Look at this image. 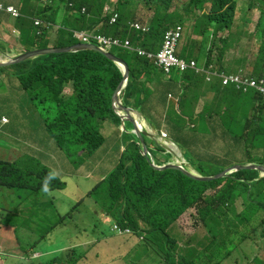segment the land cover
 I'll use <instances>...</instances> for the list:
<instances>
[{
	"label": "trees",
	"instance_id": "1",
	"mask_svg": "<svg viewBox=\"0 0 264 264\" xmlns=\"http://www.w3.org/2000/svg\"><path fill=\"white\" fill-rule=\"evenodd\" d=\"M38 1L25 0L23 14L27 15L30 8L28 3L32 6ZM107 1L87 0L93 22H96L97 12L101 11ZM122 1L119 0V4ZM148 1L157 7L159 18V21L151 23V31L144 35L131 32L127 18L122 14L118 23L113 26L115 37H128L134 46L156 52L161 46L164 31L171 24L195 21L193 32L202 36V49L210 55L214 48L223 51L222 55L225 54L229 40L225 39L223 43L216 40L209 47L210 34L212 28L218 31L232 29L238 0H188L187 4L181 0ZM258 1L264 12V0ZM171 6L176 7L173 12H169ZM33 15L34 12L30 8L28 17ZM28 17L19 18L16 22L24 49L46 48L51 45L60 48L73 43L71 37L66 36L65 30H56L55 33V28L51 25L42 28L41 33L37 35L34 22ZM36 17L48 23H55L58 19V15L52 14L51 11L39 9ZM88 17L86 14L83 16V25L88 24L85 23L89 21ZM260 28L264 32V19ZM114 54L123 58L130 68L126 88L128 98L133 93L135 101L141 100L142 96H153L154 89H146L145 85L153 81L167 82L163 80L158 67L136 53L117 50ZM10 68L14 71L9 74L10 88L0 92V116L5 114L13 120L12 125L6 127L5 132L8 134L4 133V136L13 134V124H19L17 127L27 128L35 134V144L33 148L27 149L14 144L10 139L0 141V192L6 193L4 201L13 210L7 215H1V224L15 223L16 218H12L14 213L18 218L26 220L27 226L35 223L32 225L35 226L34 233L45 239L46 233L51 229V220L48 226L46 222L55 209V202H61L64 208L71 206L64 216L59 217L60 222L69 219L75 207L91 216H95L93 213L98 209L110 211L122 226H131L136 238L135 243L141 247V250L128 260V264L145 260L149 249L147 245L156 247L153 242L159 243L161 239L174 246L171 256L178 257L180 263L171 258L172 264H225L233 259L234 255H241L239 247L242 243L252 240L260 229L264 234V224L254 230L249 229L252 216L258 214L255 210H264V178L255 180L260 177V173L243 171L221 181L201 182L177 169L160 170L152 164L150 157L144 155L139 137L127 130H121L122 121L113 110L112 93L122 81L123 74L113 61L93 51H81L45 55L14 64ZM13 76L20 80L19 87L13 82ZM5 85L4 80L0 79V86ZM67 85L72 87L73 92L66 97L63 90ZM159 89L161 93H165L161 87ZM21 90L27 92L24 94V100L29 102V110L34 113L33 117L23 124L20 118L15 117L16 111L12 102L15 100V93ZM185 90L183 100L180 101L182 111L172 110L166 118L172 125L174 136L180 138L189 128L187 122L181 129L176 126L177 121L178 124H181L182 120L185 121L184 115L190 111V104L185 99L197 93L191 87H186ZM241 99L244 105L255 103L239 110V113L243 111L250 117L247 118L246 126L258 124L255 131L261 136L264 133V99L260 95H256L255 100L241 95ZM141 101L144 102L143 99ZM24 110L26 111V108ZM228 110L235 124L238 121L235 105ZM106 120H112L117 125L111 138L118 146L124 142L125 151L112 172L91 189L68 190L69 181L65 179L66 176L76 178L85 172H100L101 169L96 168L94 154L98 155V151L106 142V137L101 131ZM17 135L26 137L22 129L18 130ZM146 138L150 146L157 145L155 139ZM53 140L59 149L52 144ZM157 149H151L154 158L161 163L168 161L169 155ZM189 157L198 164L203 174L212 176L217 173L218 164H212L195 153H189ZM203 160L208 164L202 162ZM261 162L264 164V159H261ZM220 185L222 188L218 189ZM211 189L217 192L208 195ZM242 198L252 203L250 209L254 213L252 216L241 214L234 218L237 204ZM86 199L93 203L86 202ZM190 208L197 209L204 224L202 228L205 235L196 245L188 244L190 246L181 248L178 239L170 236L169 229ZM58 224L55 223L52 228H56ZM21 230L22 228L17 226L18 234ZM143 232H146L145 238L141 239ZM21 241L23 242L22 239ZM192 241H195V238ZM89 242V246L74 248L68 255L58 257L56 254L49 259L44 257L40 262L63 264L68 256L71 258L70 264H92L90 260L99 242ZM246 261L245 264H261V260L257 258L251 262Z\"/></svg>",
	"mask_w": 264,
	"mask_h": 264
},
{
	"label": "clouds",
	"instance_id": "2",
	"mask_svg": "<svg viewBox=\"0 0 264 264\" xmlns=\"http://www.w3.org/2000/svg\"><path fill=\"white\" fill-rule=\"evenodd\" d=\"M240 1L238 0L236 6L232 29L218 31L216 28H212L210 34L211 42L209 47L216 40L223 43L225 39L229 40V47L225 50L224 55L221 54L223 51L213 47L214 51L210 55L209 52L206 53V50L202 49V36L193 32L195 21L188 22L187 24L176 22L171 24L164 31L161 46H159L156 52L146 50L140 46H134L128 37H115L113 35V26L118 23L122 14L127 18V24L131 32L144 35L151 31V23L153 21H159V18L156 13L157 7L149 3L148 0H123L120 4L119 0H108L105 2V6L101 11L99 13L97 12L96 22L92 21L93 15L88 10L89 5L87 0H39L32 6L27 2L34 12L33 17H28L30 8L27 11V15H24L22 12L25 0H0V79H3L4 83H6L4 87L0 86L2 87L0 88V92L6 88H10L8 87V79L9 74L14 72L10 68L14 64L26 62L45 55L70 54L81 51H93L111 60L103 54L107 53L124 60L114 54L115 52L113 51L128 50L153 63L161 70L163 80L167 81L166 83L153 81L145 85L147 86L146 89L148 87L154 89L153 96H142L141 100L143 99L144 102L141 100L135 101L134 93L129 98L126 95V88L130 78L129 68V77L123 82L114 99L115 91L124 80L125 67L123 64L111 60L120 68L123 74L122 81L119 82L112 93L113 110L122 121L121 130H127L139 137V143L143 146L144 155L150 157L152 164L156 168H158L157 166L163 167L178 164L197 177L191 176L177 168L169 167L158 169H177L201 182L221 181L243 171H256L260 173V177L255 180L263 179L264 164L261 162V159H264V133L261 136L257 134L255 129L258 124L253 123L250 127L246 126L247 118L250 117L243 111H240V114L239 110L255 104L252 102L244 105L241 102V95L251 98V93H253L255 96L260 95L264 99V48H262L264 45V32L260 28L264 19V12L260 8L261 3L258 0H243L245 3L249 1L248 10L250 14H259L256 33L254 35L252 34L251 27L243 26L241 28L245 39L251 36H253V39L256 37V44L259 47V59L253 68L250 67V59L247 56L228 57L229 52L241 44V40L237 36V29L240 27L237 24ZM175 8L171 6L169 12H173ZM38 9L42 11L48 10L52 14L58 15L57 22L48 23L41 18H37ZM169 12L168 14H171ZM85 14L89 16V21L85 22L88 23L87 25L82 24ZM204 14L205 12L202 13V15ZM25 16L31 18V21L33 20L34 26L37 28V35L41 33L42 28L51 25L55 28V33L56 30H65L67 32L66 36L71 37L73 43L60 48L51 45L46 48L24 49V45L20 42L21 32L16 27V22L19 18ZM192 46L197 49V53L191 51ZM88 47H95L97 50ZM67 48L73 50L64 53H47L36 55L22 61L18 60L23 54L32 51ZM9 55L13 56L10 57ZM126 64L128 65L127 62ZM13 82L18 87L21 85L17 77L15 78L13 76ZM159 87L165 93H161ZM186 87H191L197 93L185 99L190 104L188 107L190 111L187 112V115H184L186 118L185 121L182 120L181 124H178L177 121L176 126L181 129L182 125L187 122L189 128L186 129L187 133L180 138L174 136L172 125L168 123L166 118L168 112L172 110L182 111L180 101L183 100L182 95L186 91ZM72 92V87L67 85L63 90V95L65 94L67 97ZM25 93L27 92L24 90H21V92L17 91L15 93V100L12 101L15 111L20 106L23 108V115L19 116L22 124L29 121L34 114L29 110V102L24 100ZM164 94L165 96H163ZM232 105H235V110L237 111L235 116L238 121L235 124L228 110ZM24 108H26V111ZM11 123L10 116L5 114L0 116V141L2 139L15 141L19 138H26L32 143V145L27 146V149L33 148L35 144L33 137L35 134L27 128L17 127L19 124H13V134L4 136V133L8 134L5 132V129L6 127L9 128V124ZM116 128L117 125L114 121L106 120L104 122V128L101 131L106 137V142L98 151V155L96 153L94 154L96 168H100L101 170L97 174L91 172L84 173V175H89L86 178L87 181L91 177H94L91 187L86 186L85 190L91 189L96 183L107 177L115 168L121 154L125 151L126 144L124 142L118 146L111 138ZM19 129L24 130L26 137L17 135ZM146 137L155 139L158 142L157 145L151 144L150 146ZM127 139H129L128 135ZM131 140L133 141L134 139L131 138ZM181 140H185L188 143V153H195V155L202 156L206 161L215 165L218 164L217 166L224 163L221 155L226 156V158H231L232 156L248 154L257 157L258 163L241 161L238 164H227L225 166L227 170L223 169V172L221 171L212 176L206 173L205 175L201 172L198 164L194 163L189 156H186L180 144ZM52 144L56 149L60 148L55 140L52 141ZM152 148H158V151L169 155V160L164 163L157 161L152 154ZM214 158H217V160L215 161ZM206 161L203 160L202 162L208 164ZM206 178L211 179L202 180ZM221 188L222 185L218 187V189ZM215 192L217 190L211 189L207 194H214ZM5 195L6 193L0 192V215H7L8 212H13L10 205L4 201L6 200ZM86 202L93 203L90 199H86ZM58 204V202H55V209L46 222L48 226V222L51 220V229L46 233L45 239H42V237L34 233L35 226L32 225H35V223H30L32 225L27 226L26 220L18 218L14 213L12 214V218H16L15 223L11 222L9 225L0 223V264H41L40 260L44 257L47 259L51 258L52 255L50 252L38 251L37 248L43 242L52 240L57 231L61 232V236L64 238L66 235L64 232L69 227L70 221L75 214L86 219L92 218V224L83 223L80 225V228L75 225L73 233H71L73 240H68L57 249L58 257L60 255L70 254L74 248L89 246L90 240L94 242L98 241L97 247L102 251L104 250L108 255H112V262L114 264H128V260L141 250V247L135 243L136 238L133 236L131 226H122L112 212L98 209L97 212L93 213L95 216H91L82 212L78 207H75L71 212V217L60 222V220L58 221L59 217L64 216L71 209V206L59 210ZM250 204L252 203L244 201L242 198L237 204L234 218L241 214L252 216L254 211L250 209ZM191 210L197 213V222L203 224L196 208H190L184 214ZM255 211H258V214L252 216V221L249 225L250 230H254L256 227L264 224V210L256 209ZM180 219L173 227H170L169 233L173 239H178L179 247L183 248L190 246L188 244L195 237L185 244L184 241L188 236L175 233ZM102 220L104 223L113 222L111 232L98 230ZM55 223L59 224L56 228H52ZM17 226L22 228L19 234L17 232ZM92 230L95 231L92 232ZM145 234L146 232H143L141 239L145 238ZM90 235H92V239H90ZM80 240H83L81 244H79ZM161 240L164 244L162 241L159 243L156 241L153 242L157 245L156 247L148 244L149 246L147 245V248L149 249L146 259L140 260L137 264H172L171 258L180 263L178 257L171 256L174 253V246L169 241H165V239ZM100 242L102 243L100 244ZM247 242L254 246L251 253H246V249L243 250V245ZM245 243H242L239 247L241 248L239 252L244 256L245 260L251 262L255 258L260 260L261 256L264 257V234L261 233V229L253 236L252 240H248ZM62 248L65 249L60 251ZM178 250L182 251L181 249ZM161 251L166 253L165 257L161 255ZM70 260L71 258L67 256L63 264H70ZM233 264H245V262H234Z\"/></svg>",
	"mask_w": 264,
	"mask_h": 264
},
{
	"label": "rangeland",
	"instance_id": "3",
	"mask_svg": "<svg viewBox=\"0 0 264 264\" xmlns=\"http://www.w3.org/2000/svg\"><path fill=\"white\" fill-rule=\"evenodd\" d=\"M181 1L187 3V0H181ZM248 7H249V1H247L246 3L243 0L240 1V7H239V13H238V19H237V24L240 25V27L237 29V36L240 38L241 44L237 46L235 49L231 50L229 52L228 57L233 58L234 56H247V58L249 57L250 59V67L254 68V65L258 62V59H259V50H258L259 47L256 44L257 42L256 37L253 39V36H251L245 39V37L243 36L241 32V28L243 26L251 27L252 34L254 35L256 33V25H257L259 14L258 13H256L255 15L250 14ZM191 51L196 52V53L198 52L197 49L193 46L191 48ZM113 52L116 53L117 51L114 50ZM13 55L15 54L13 53ZM13 55H9V56L11 57ZM251 100H255V94L253 93H251ZM20 115H23V108L21 106L16 110L15 117L19 118ZM12 123H13V120H12ZM11 124H9V126H11ZM13 143L23 148H26L28 145H32L29 139H26V138H19L18 140L13 141ZM180 144L186 156H189L188 143L185 142L184 140H181ZM221 157L224 159V163L222 165L217 166V169H216L217 173L221 171L223 172V169H225V166L227 164H238L241 161H245V162L253 161L255 163H258L257 157H254L248 154L232 156L231 158H226V156H223V155H221ZM225 170H227V168ZM88 176L89 175H79L76 178L70 177L69 175L66 176L65 179L69 181V184L67 185V189L68 190L78 189L79 191H83L86 188V186L91 187L94 177H91V179L87 181L86 178ZM58 208L59 210L64 209V206L61 204V202H59ZM196 214L197 213L192 210L184 214L183 217L178 222V226L175 230L176 234H182V235L188 236V238H186V240L184 241L185 244H187L193 237H195V241H192L190 245H196L198 241L205 235V232L202 229L203 224H200L197 222ZM83 223L92 224V218L86 219V218L81 217L78 214H75L73 216V219L70 221L69 227L64 232L66 234L64 238L61 236L62 233L57 231L55 232L54 238L52 240L50 241L47 240L43 242L37 248V250L38 251H48L51 253V255H56L57 249L61 245L66 243L68 240H73V236L71 235V233H73L74 226L77 225L80 228V225ZM112 225H113V222L104 223L102 220V223L98 230L99 231L106 230L108 232H111ZM94 231L95 230H92V232ZM82 242L83 240H80L79 244H81ZM24 244H26V242H24ZM253 248L254 246L250 244L249 242L243 245V250L246 249L245 250L246 253H251ZM63 249L65 248H62L60 251H63ZM161 255L165 257L166 253L161 251ZM112 258H113L112 255H108L104 250L102 251L99 247H96L94 249V252L92 254V259L90 261L92 264H114L112 262ZM232 258L233 259L228 260L225 264H230L231 262H236V261H238L239 263L247 262L243 256L238 255V254L234 255ZM260 260H261V264H264V257L261 256ZM84 264H87V263H84Z\"/></svg>",
	"mask_w": 264,
	"mask_h": 264
},
{
	"label": "water",
	"instance_id": "4",
	"mask_svg": "<svg viewBox=\"0 0 264 264\" xmlns=\"http://www.w3.org/2000/svg\"><path fill=\"white\" fill-rule=\"evenodd\" d=\"M88 48H92V49H95L97 50V48L95 47H88ZM73 49L71 48H67V49H43V50H37V51H32V52H29V53H26V54H23L22 56H20L18 58L19 61H22V60H25V59H28V58H31L33 56H36V55H42V54H47V53H64V52H69V51H72ZM105 54L108 58H110L111 60L115 61V62H118L120 64H123L124 67H125V76H124V80L120 83V85L118 86L117 90L115 91L114 93V99L116 98V94L119 90V88H121L123 82L128 79L129 77V67L128 65L126 64V62L116 56H113L111 54H107V53H103ZM141 135V133H139ZM158 168H177V169H180L182 171H184L185 173H188L189 175L191 176H194L193 174L189 173L188 171H186L181 165H167V166H163V167H159L157 166ZM194 177H197V176H194ZM197 179H200V178H197ZM211 178H206V179H202V180H210Z\"/></svg>",
	"mask_w": 264,
	"mask_h": 264
},
{
	"label": "crops",
	"instance_id": "5",
	"mask_svg": "<svg viewBox=\"0 0 264 264\" xmlns=\"http://www.w3.org/2000/svg\"><path fill=\"white\" fill-rule=\"evenodd\" d=\"M168 82H171V81H168ZM174 82V81H173Z\"/></svg>",
	"mask_w": 264,
	"mask_h": 264
}]
</instances>
